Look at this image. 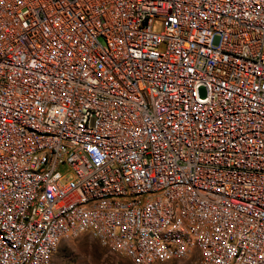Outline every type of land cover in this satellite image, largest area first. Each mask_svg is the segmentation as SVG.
I'll list each match as a JSON object with an SVG mask.
<instances>
[{
	"label": "built area",
	"instance_id": "1",
	"mask_svg": "<svg viewBox=\"0 0 264 264\" xmlns=\"http://www.w3.org/2000/svg\"><path fill=\"white\" fill-rule=\"evenodd\" d=\"M83 233L264 264V0H0V264Z\"/></svg>",
	"mask_w": 264,
	"mask_h": 264
},
{
	"label": "rangeland",
	"instance_id": "2",
	"mask_svg": "<svg viewBox=\"0 0 264 264\" xmlns=\"http://www.w3.org/2000/svg\"><path fill=\"white\" fill-rule=\"evenodd\" d=\"M160 22L153 25L160 30ZM204 95V89L200 90ZM53 264H133L130 259L109 253L91 235L83 233L73 239L62 241L53 256ZM153 264H191L189 259H172L166 263Z\"/></svg>",
	"mask_w": 264,
	"mask_h": 264
}]
</instances>
